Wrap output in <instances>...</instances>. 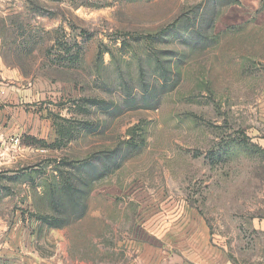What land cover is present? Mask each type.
I'll return each mask as SVG.
<instances>
[{
  "label": "rangeland",
  "instance_id": "obj_1",
  "mask_svg": "<svg viewBox=\"0 0 264 264\" xmlns=\"http://www.w3.org/2000/svg\"><path fill=\"white\" fill-rule=\"evenodd\" d=\"M215 1L5 0V64L45 101L80 107L56 110L74 126L63 152L26 144L53 134L32 103L0 122V150L14 146L20 169L81 162L0 176V216L20 241L0 264L35 252L37 264H176L208 245L264 264V0ZM160 67L175 84L163 97Z\"/></svg>",
  "mask_w": 264,
  "mask_h": 264
},
{
  "label": "crops",
  "instance_id": "obj_2",
  "mask_svg": "<svg viewBox=\"0 0 264 264\" xmlns=\"http://www.w3.org/2000/svg\"><path fill=\"white\" fill-rule=\"evenodd\" d=\"M8 7L10 6L9 4L6 5L5 0H0L1 21L2 15L4 16L5 12L8 11ZM1 44L2 40L0 39V47ZM6 59V52H1L0 49V122L4 121L3 124H5L10 120L13 121L15 118V112L18 113L21 107L32 103V107L35 113L51 123L53 134L50 137L26 135V144L32 148H36L38 152L42 153L63 152L69 146V141H67V139L63 141L61 125L66 124L68 121H70L71 117L69 118V115L63 116L62 113L56 112V110L61 111V109L67 108L68 111L77 112L78 107H80V100H70L67 105H65L66 103L63 102L54 104L45 101L46 99H44L42 94L37 96L41 91H38V89L34 88L35 84L33 85L29 83L27 85H22V82L24 81L22 79L20 70L15 67L7 66L4 62V60ZM1 137L2 134L0 132V139ZM13 142L18 144L19 139H14ZM13 147L14 146H12V149L6 148L0 150V176H5L7 180H14L15 177L20 175V171L25 170H30L34 173L57 171L55 168L56 166H60L63 161L65 162L70 160L66 157H59L58 159L54 160L50 159L48 161V166L45 167H41V163H39L33 165L34 168L32 166H29L20 169L19 164L21 162V158L17 153H14V150H16V148ZM10 151H12L13 153H10ZM49 167L50 170L47 169ZM7 232L13 235V243L5 242ZM18 232L19 229L15 227L9 230L8 227L5 226V223L0 216V262H2V260L5 258V255L7 256L8 254H11L10 256L12 259H17L16 261L19 260L20 241ZM208 246H205L206 251L204 255H184V259L180 258V260H178V263L176 264H234L225 256H220V258L213 256V252L211 251L212 249ZM33 256L35 258L30 261V264H37V258L39 257V254L35 252ZM56 261H58V259H56V256H54L51 259V262L54 264L56 263ZM59 263L77 264L79 262H73L68 258V255H66Z\"/></svg>",
  "mask_w": 264,
  "mask_h": 264
},
{
  "label": "trees",
  "instance_id": "obj_3",
  "mask_svg": "<svg viewBox=\"0 0 264 264\" xmlns=\"http://www.w3.org/2000/svg\"><path fill=\"white\" fill-rule=\"evenodd\" d=\"M217 4H220L221 6H226V5H230V4H233L234 1L233 0H220V3H218L219 1H215ZM214 21V19H213ZM208 47V46H207ZM206 48V45L205 47ZM160 63V62H158ZM163 71V78H164V81L163 83L164 84H161V86L159 85V90L161 92V97H163L164 95H166L167 93L171 92L173 90V88H175V84H173L172 86H169V81L171 80L172 78V73L170 70H167L165 69L164 67H160ZM174 82L178 83L179 82V79L175 80ZM167 83V84H166ZM158 90H156L157 92ZM147 92V90L145 91ZM156 92L155 93H151L150 95H148V97L146 98V100H148V103L152 104L154 103V105H150V108H157L158 105L160 104L161 102V99H157V101L155 100V98H160L156 95ZM71 121H68L66 124H62L61 125V133H62V139L63 141L67 139V141H70L71 140V137H72V132L73 131V128L74 126H72L70 124ZM256 150H258V152H260L261 154H264V150L262 149H258V148H255ZM75 161V162H74ZM68 160V161H63V163L61 165H68L70 162H73V163H76L78 162V164H80L81 161H78V160ZM261 161L264 162V157H262ZM90 162H92V160L90 159ZM57 171H61V169L63 167L61 166H56L55 167ZM40 173V172H39ZM63 176L59 178V181L61 182V185L59 184V187H60V191L62 192L63 190L67 189L68 192H70L71 196L73 197L74 199V204L76 205V208H80V200L78 198V190L76 188V186H74L73 184H69V177L72 176V174H68V173H63ZM76 178V177H75ZM97 179V177H96ZM95 179V180H96ZM82 195V194H81ZM86 209H87V203L84 204V207L81 209L82 213L81 215L83 216L86 212ZM231 258V261L236 264V261L233 257H230Z\"/></svg>",
  "mask_w": 264,
  "mask_h": 264
}]
</instances>
